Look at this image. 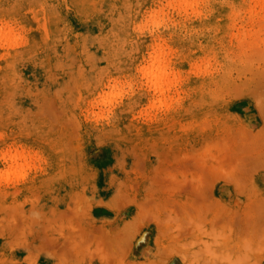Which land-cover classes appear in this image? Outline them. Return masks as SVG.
<instances>
[{
	"label": "rangeland",
	"instance_id": "1",
	"mask_svg": "<svg viewBox=\"0 0 264 264\" xmlns=\"http://www.w3.org/2000/svg\"><path fill=\"white\" fill-rule=\"evenodd\" d=\"M192 263L264 264V0H0V264Z\"/></svg>",
	"mask_w": 264,
	"mask_h": 264
},
{
	"label": "bare ground",
	"instance_id": "2",
	"mask_svg": "<svg viewBox=\"0 0 264 264\" xmlns=\"http://www.w3.org/2000/svg\"><path fill=\"white\" fill-rule=\"evenodd\" d=\"M193 201V200H192ZM194 203H196V202H194ZM144 204V203H143ZM180 209V208H179ZM64 214V213H63ZM178 220V219H177ZM169 221V220H168ZM175 221V220H174ZM172 222H173V219H172ZM171 223V222H170ZM169 227V226H168ZM185 228V227H184ZM170 229V228H169ZM168 229V230H169ZM175 229H176V227H175ZM186 229V228H185ZM178 230V229H177ZM75 231V230H74ZM199 233V232H198ZM201 234V233H200ZM202 235V234H201ZM101 236V235H100ZM206 236H208V235H206ZM105 237H106V235H105ZM172 238V237H171ZM175 238V237H174ZM105 240V239H104ZM108 242V241H107ZM105 243V242H104ZM101 244V243H100ZM106 244V243H105ZM180 245V244H179ZM212 245V244H211ZM98 246V245H97ZM104 246V245H103ZM203 246V245H202ZM209 246V245H208ZM66 247V246H65ZM194 247V246H193ZM205 247V246H204ZM39 249V248H38ZM79 249V248H78ZM101 249V248H100ZM187 249V248H186ZM217 249V248H216ZM67 250V249H66ZM85 251H86V249H84ZM89 250V249H88ZM111 250V249H110ZM215 250V249H214ZM224 250V249H223ZM229 250V249H228ZM70 251H73V249L72 250H70ZM69 251V252H70ZM93 251V250H92ZM181 251H182V249H181ZM199 251H200V249H199ZM201 251H203V250H201ZM66 252V251H65ZM64 252V253H65ZM95 252V251H94ZM107 252H109V251H107ZM227 252V251H226ZM71 253V252H70ZM87 253H89L88 251H87ZM87 253H86V255H87ZM111 253V252H110ZM109 253V254H110ZM171 253V252H170ZM67 254V253H66ZM79 254V253H78ZM169 254V253H168ZM226 254V253H225ZM80 255V254H79ZM92 255V254H91ZM169 255H171V254H169ZM108 256V255H107ZM113 256V255H112ZM120 256V255H119ZM181 256V255H180ZM225 256V255H224ZM115 256H113V258H114ZM118 257V256H117ZM195 257V256H194ZM193 257V258H194ZM65 258V257H64ZM104 258H106V257H104ZM191 258V257H190ZM63 259V258H62ZM101 259V258H100ZM212 259V258H211ZM110 260V259H109ZM113 260V259H112ZM193 260V259H192ZM108 261V260H107ZM110 263V262H109ZM120 263V262H119ZM193 264V263H192ZM202 264V263H201Z\"/></svg>",
	"mask_w": 264,
	"mask_h": 264
}]
</instances>
